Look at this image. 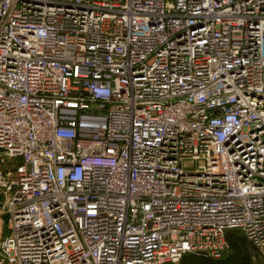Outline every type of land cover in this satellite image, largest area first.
<instances>
[{
    "label": "built area",
    "instance_id": "1",
    "mask_svg": "<svg viewBox=\"0 0 264 264\" xmlns=\"http://www.w3.org/2000/svg\"><path fill=\"white\" fill-rule=\"evenodd\" d=\"M228 228L264 264V0H0V264L217 257Z\"/></svg>",
    "mask_w": 264,
    "mask_h": 264
},
{
    "label": "trees",
    "instance_id": "2",
    "mask_svg": "<svg viewBox=\"0 0 264 264\" xmlns=\"http://www.w3.org/2000/svg\"><path fill=\"white\" fill-rule=\"evenodd\" d=\"M226 238L228 247L220 256H210L204 252L187 251L178 261H164L158 264H222L223 259L236 254H244L247 264H256L254 257L255 248L253 244L246 238L244 233L239 228H228L226 230ZM235 259L240 260V257L235 256Z\"/></svg>",
    "mask_w": 264,
    "mask_h": 264
},
{
    "label": "rangeland",
    "instance_id": "3",
    "mask_svg": "<svg viewBox=\"0 0 264 264\" xmlns=\"http://www.w3.org/2000/svg\"><path fill=\"white\" fill-rule=\"evenodd\" d=\"M17 159L20 160V158H17ZM234 255L237 257H240V260L238 261V259H235ZM234 255H232L229 258L228 257L224 258L222 264H247L248 263V261H245L246 259H245L244 254H239V255L234 254Z\"/></svg>",
    "mask_w": 264,
    "mask_h": 264
}]
</instances>
